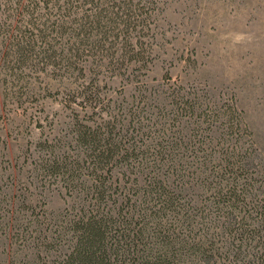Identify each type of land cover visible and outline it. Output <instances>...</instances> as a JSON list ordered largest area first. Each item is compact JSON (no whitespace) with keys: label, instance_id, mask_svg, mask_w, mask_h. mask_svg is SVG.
<instances>
[{"label":"trees","instance_id":"16d2710c","mask_svg":"<svg viewBox=\"0 0 264 264\" xmlns=\"http://www.w3.org/2000/svg\"><path fill=\"white\" fill-rule=\"evenodd\" d=\"M139 2L0 0L3 95L35 69L78 79L87 63L136 60L143 25L127 28ZM168 96L183 120L105 112L77 124L67 158L45 160L79 191L47 243L54 253L36 251L35 264H264V190L248 172L239 120L195 95Z\"/></svg>","mask_w":264,"mask_h":264},{"label":"rangeland","instance_id":"374dc122","mask_svg":"<svg viewBox=\"0 0 264 264\" xmlns=\"http://www.w3.org/2000/svg\"><path fill=\"white\" fill-rule=\"evenodd\" d=\"M139 1L127 28L143 25L136 60L87 63L78 79L35 69L7 96L0 86V227L9 233L0 239V263L35 264L36 251L54 253L47 243L79 182L54 176L45 160L71 154L77 124L105 112L116 120L139 114L142 124L178 122L183 112L168 105L171 92L229 109L248 172L264 190V0ZM82 79L86 91L75 97Z\"/></svg>","mask_w":264,"mask_h":264}]
</instances>
